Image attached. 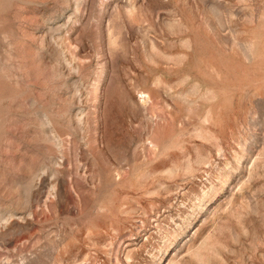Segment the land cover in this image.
Listing matches in <instances>:
<instances>
[{"label": "rangeland", "instance_id": "rangeland-1", "mask_svg": "<svg viewBox=\"0 0 264 264\" xmlns=\"http://www.w3.org/2000/svg\"><path fill=\"white\" fill-rule=\"evenodd\" d=\"M0 264H264V0H0Z\"/></svg>", "mask_w": 264, "mask_h": 264}]
</instances>
